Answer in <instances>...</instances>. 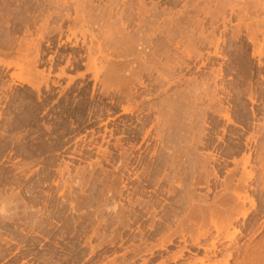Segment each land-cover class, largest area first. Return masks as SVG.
Returning <instances> with one entry per match:
<instances>
[{
    "label": "rangeland",
    "instance_id": "374dc122",
    "mask_svg": "<svg viewBox=\"0 0 264 264\" xmlns=\"http://www.w3.org/2000/svg\"><path fill=\"white\" fill-rule=\"evenodd\" d=\"M101 1L102 0H97L95 3L99 4L100 2L101 6H103L104 3L106 4V2H109V0L106 2H104L105 0ZM144 1L149 6L158 4L159 10H165L166 12H168L169 9H172L173 12H179L182 10L183 2H185V0H183V2H180L179 0L178 6H173L176 0ZM196 3H199L200 6L206 4L203 0L189 1V4L191 5ZM35 4L36 6H34ZM42 4L44 5L45 10L43 13H39L37 12V8L42 6ZM25 5L26 7L27 5L32 6L30 11L26 10ZM48 5V1L46 0H0V18L3 21L0 27V42H3L2 46H0V51L4 50V52H10L9 50H11V52H13L14 49L19 46L17 43L22 42L23 53L31 54L33 49H29V46L24 45L25 41H30L31 39H36L38 37L37 35L39 33L35 29L34 24L39 26L42 21H44L45 15L47 16L49 11L52 12L53 9H49ZM33 9H36L34 10L36 11L35 14ZM72 11L73 10L71 9V14L73 13L74 15V12ZM259 13L261 14L263 12ZM189 14L192 16L190 17L192 19L196 15V10L192 9ZM261 15H264V13ZM3 16L4 18H2ZM236 18L237 17L234 19V23L237 20ZM56 19L58 18H50L51 26L60 22V19L58 21ZM28 20L34 21L33 27L31 28V34L27 32L23 26L24 22ZM16 21L17 24L15 23ZM66 25L68 26L70 23H65L64 34L61 37V40L59 39V33L46 32L44 34V40L42 42L40 41L39 44L40 50H42L40 56L41 62L39 61L40 64L38 63L39 65L37 66V69L48 73L51 71L50 73L52 76H50L51 81H49L51 88L49 90L43 86L41 89L42 91L39 93L37 92V94L36 91L29 85L18 81V79H14L15 82H13L11 74L22 73L25 77L27 76V73L25 72L23 74V72H21V70L16 66L8 68L5 64L7 62L9 63L8 60L15 63L27 64L28 60L23 54L13 55L12 53V55L7 57L0 54V60L1 57H3L1 60L3 65L0 64V94L2 93L0 95V114H3L2 117L4 116L3 118L0 117V187H5L6 189L5 190L3 188L5 190L4 191L0 188V195L3 191L7 192L8 196L10 195V198H7L8 200L4 196L3 200H0V204L2 203V205H0V264H114V262L117 264H141L144 259H150V264L161 263L164 258L169 257L174 254V252L178 251L180 249L179 245L183 246V244L179 242L180 239L178 237H174L175 243L174 245L168 246V251L154 250L153 252L155 256L152 257L150 255V251L148 250L151 249L153 246L152 244H159L160 239L162 240V238H165L164 236H166V232L162 233L161 236H158L155 231L150 230L151 227H161V230H163L165 228V224L169 223L172 225L173 229H176L177 223L180 221L179 217L183 216L184 211L187 212L189 209H206L212 207L211 205L215 202V199L224 194L222 193V182L226 178L233 177L235 174L234 177L236 179H240L241 175L244 177L246 173L248 174L250 172L256 174L254 175L256 177H254L252 180L253 182L251 181L250 183L253 187L250 188L251 190L249 189V195L251 194V197L254 196L253 198L256 200L257 204H259L257 206L260 207L258 208V211L253 210L250 212L247 218H244V214L247 212L250 204L247 203L246 206L237 207V211L234 216L235 227L231 228L229 232H225L223 237L228 235L236 236L237 234L235 233V230L240 229L242 233L238 236V245H244L250 242L249 238L253 236L255 230H258L255 242L263 243L264 186L262 187L261 184L264 179V166H262L264 165L262 164L264 163V134L261 133V126H264V55L260 58H252V51H250L247 55H242L240 52H236L237 50L235 49L241 46V43L230 40V44L228 43V45H226L227 50L225 49V51H233H231L232 54L224 53L226 54V59H216L215 65L208 64V68V66H200L202 65L204 59L202 60V58H197L199 60L193 61L190 71L187 72V70H184L181 71V73L179 69V71H177V74H179L178 76H184L182 81L184 82L185 80L187 82L182 83L181 81V84L177 83L179 86L174 84L171 86V89L169 88L165 92L164 84L161 83L163 85L162 87L161 85L156 87L153 86L154 90H151L152 102H146V105L150 103L151 105L156 106L157 104L156 108H159L162 111L164 109V100L167 101L172 98V101H175L176 98L174 100V95H180L183 97L181 98L180 96H177V100L178 98H181V102L178 100L179 104L182 103L180 105L178 104L181 107V110L179 106L178 108L180 111L178 109L177 110L180 113L181 111L183 113L180 115L177 111V113H179L177 115L180 116V118L177 117L174 120V125H178L177 133L181 132V137H178L177 135L173 137L174 139L170 140V143H167L169 144V147L167 145V147H165L156 139L151 141V145L149 146L150 148L145 150V153L143 154V161L145 162H143V167L139 166V170L138 168L135 170L138 171V173L140 172L139 174L142 178L143 176L146 178L143 184L140 181L135 180L134 176L128 172L129 166L127 165L128 162H130L131 157L137 153L139 155V152L143 151L142 148L146 146V144L142 145L141 142L143 135L141 134L135 138L132 137L127 139L126 134H118L114 130L118 118L129 120L130 123L132 120L133 125L131 126L132 130L134 129L133 131H136V129L138 130L141 125L129 115L125 116L121 113L122 109L118 103V100L121 98L117 94L115 97L116 92L112 91L108 95H105V93L101 91L102 84L100 81L102 80V75L99 77L100 81H95L92 79L93 73H89L88 71V73H86L87 66H85V62L88 61L85 57L86 54L84 55V53H86V51H84L86 50V47H80V45L82 46L81 42L84 41V36L80 30L77 31L76 34L79 39L78 37L77 39L74 38L71 33L68 32ZM221 29L222 28H220V30ZM130 30L133 34V28H130ZM209 30L210 29H208V31ZM220 30H218V32ZM95 32L97 33V30ZM66 35H71L70 41L67 40ZM89 37V35H86L88 45H90ZM10 38L13 40V46L15 43L17 44L14 46L15 48H8V50V46L5 45L4 48L8 51L1 48ZM19 40L21 42H18ZM59 40L60 42H58ZM75 40H78L79 46L73 48L72 44ZM153 40L158 43L159 55L165 54L170 48L171 51H169L171 55H175L173 56L174 60L178 58V55L180 57L182 54L181 50H183V46H181L179 51L172 48L173 46H169L167 44L164 34L153 36ZM205 48H200V51H203L202 54L205 55L206 58V53L209 49ZM136 51L137 45L133 48V54L137 53ZM210 51H212V49H210ZM77 55L84 57L80 58ZM182 56L183 55H181V57ZM30 58H32V55ZM71 59H74V61L72 62ZM134 60L136 59L134 58ZM213 60L215 61V58H213ZM259 61L263 62L262 66L259 64ZM171 62L174 63L173 60ZM66 65L68 66L66 67ZM211 65H214V69ZM197 66L200 67V72V69ZM243 67L246 69L247 67L248 69L251 68L254 71L248 69V71H245L246 69L244 70ZM62 68L66 69L67 76L59 78L57 75L61 72L60 70ZM216 69H218V71L222 69L228 73L225 74L221 81L219 80L220 78L218 81L219 83L223 81L222 85L226 82L224 85L226 87L229 85L228 87L230 88L231 94L234 95L236 93L234 96L232 95L233 97L231 96L232 98L228 96L229 99L228 97L225 99L226 103L229 101L230 103L232 102V105L228 102V105L224 103L222 105L220 104V106L218 104L217 106V103H211L209 98L204 96V92L207 89L205 91L203 89L208 88L209 90H213L215 87L213 86L215 84L212 81L214 78L212 73L214 72L216 74L218 72ZM227 70H231L230 72L232 73L230 74H232V76L229 75ZM241 70L246 73L253 72L254 75L253 73L251 75L248 73V75L246 74L244 77ZM82 72H85L86 76L84 78L79 76ZM68 74L69 76H74L73 83L69 81ZM177 74H175L176 77ZM200 76H204L207 80L202 77L200 78ZM196 77L198 78L195 79ZM193 79L196 83H199L195 85L196 83ZM53 80L57 82V85L54 84L55 82H53ZM191 80H193V82ZM197 80L199 81L197 82ZM200 80H203L204 83L209 82L207 85L208 87L206 86L203 88L204 85H200L202 83ZM125 81L127 82V80ZM126 82L118 85L120 88L124 85L127 90L126 91L123 87L126 92L122 89L119 91L120 94L122 92L121 95L123 96L127 94L128 90H130V92H135V88L139 87L137 85V81L127 82L129 87L125 84ZM131 82H134L133 84L135 85L131 84ZM152 82L153 81H151V83ZM95 83L98 84L96 85ZM67 84L70 87H68ZM66 85L67 87H65ZM184 85L186 89L183 87ZM191 85L193 88L190 89V91L195 87L196 88L195 91H191L190 93L189 87L191 88ZM209 86H211V88H209ZM197 88H199L198 91ZM178 89H181V91L185 89L183 91L184 93L178 91ZM157 90L160 91V94L156 93L158 92ZM187 90L189 91L188 93ZM199 90L201 91L199 92ZM236 91L240 92L237 94ZM152 92L154 93V98L152 97ZM161 92H163V94ZM166 92L168 94L170 93L169 96H166L168 95ZM180 92L182 95L178 94ZM201 92L203 93L201 94ZM193 93L194 95H192ZM249 93L253 95V99L256 98L254 103L251 99H249L251 98L249 96H252ZM158 94L162 96H159ZM171 94L174 95L171 96ZM195 94L199 95V99L203 102H200V100L199 102L198 100L195 101V96L198 98ZM37 95L39 97H37ZM6 96L10 98H7ZM190 96L192 99L195 98L193 99L194 101L190 100ZM235 96L236 98H234ZM40 97L43 98L40 99ZM4 98H7L8 100H5ZM3 99L6 103L2 101ZM113 99L116 102H114ZM14 100L16 102L15 104L13 103ZM20 100L23 101L22 105H20ZM138 100H140V98H138ZM184 101L186 104H184ZM187 101L190 104L187 105ZM193 102L195 105L198 103L200 105L198 104L195 106ZM159 104H161V108L158 106ZM191 104L193 107H191ZM184 105L188 107L184 108ZM202 105H204L205 108ZM209 105L213 108L211 110L212 112L205 110ZM17 106H21V110L17 109ZM200 107L201 109H199ZM242 107L246 113L242 110ZM197 108L199 110H196ZM225 108H229L235 118V120L234 118L232 119V123H230L231 125L226 122L227 120L220 118L216 114V110L222 109L221 111L223 112ZM188 109H194V112L188 111ZM195 110L198 111V113ZM214 110L216 113L213 112ZM199 111L202 114H199ZM240 111L242 112L240 113ZM252 111L258 113V115L256 114L254 116L255 122L252 121ZM29 112L36 115V121H33L32 119L29 121L27 119L29 118L27 117V113ZM188 112H190V115L192 112L193 115H195L194 117H196V114L198 116L200 115V118L198 116L196 118L192 117L193 119H196V121L193 122L191 121L192 119L189 117L190 115ZM195 112L196 114H194ZM23 113H26L27 118ZM138 113V111H135V114ZM185 113L187 116L189 115L188 117L190 119L187 120H190V123L186 120L188 117ZM248 114L249 116H247ZM156 115H158V113H155L154 116L151 117V120L155 123ZM201 116H205L206 119ZM239 116L243 118L241 119ZM247 117L248 119H246ZM21 118L24 119L21 120ZM201 118L203 121L205 120V123ZM208 119H211V121ZM20 120L24 123L20 122ZM259 120L260 122H258ZM244 121L245 124L243 123ZM154 122H147L148 126H146L145 129L147 130V128H150ZM196 122L199 126L198 128L197 124H195ZM184 124H186L185 126L188 129V125H191V127L195 125L192 128H196L191 129L190 127V130H188ZM216 124L217 126H215ZM182 125L184 126V129ZM210 125H214V127ZM246 125L249 126L250 129L247 128ZM49 126L50 129L48 130L47 127ZM134 126L138 127L135 128ZM245 127L247 128V131L245 130ZM197 129L199 130L197 131ZM185 130L187 132L186 134L184 133ZM195 130L198 133L194 132ZM151 131L150 136L153 138L156 136V129L153 128ZM195 133H197V135ZM252 134L256 135L254 136ZM119 137H123L122 149H120L116 143L117 138ZM190 137L193 139L191 140ZM244 137L246 138L244 139ZM249 138L251 140L253 139V142ZM257 138L258 142L255 141ZM247 139H249L252 143L250 141L245 142ZM192 141H196L195 144H193ZM259 143L262 144L263 148ZM247 145L250 146L248 147ZM138 146H143L140 151L138 150L140 148ZM178 149H180V152L182 150L183 151L180 153ZM169 151L171 152V155L168 154ZM190 151H193L194 153ZM172 152H176L175 154L179 155L180 162H178L179 157ZM233 152H236L237 154ZM249 152H252L251 160L249 159ZM172 154H174V156ZM244 155L247 157L244 158ZM259 156L262 160H258ZM167 158L175 163L177 162V166L180 164L178 166L179 171H177L180 173L181 177L177 173L176 169H170L169 167L166 168V166H164L165 159ZM246 162L249 165H247ZM143 168L147 171L144 172L143 170L145 169ZM180 168H182V170ZM183 170L187 173L186 175ZM181 173H184L186 177ZM188 173L194 177V180L191 176L189 178L187 177L189 176ZM215 173H217L218 176H216ZM176 174H178L180 179ZM167 176L171 177L168 178L170 180H173L174 176H177L179 179L180 183H178V179L176 181L178 185L176 183L175 186L174 184H172L173 186L171 185L174 188L176 187L175 190H172V187L170 185L168 186L166 183L165 180ZM219 176L221 180L219 179ZM22 180L24 181L23 185ZM188 180L190 182L193 181L192 184ZM15 181L16 184H14ZM183 183L185 185H183ZM187 183H190V186ZM188 186L192 187L189 188ZM13 187L14 189H12ZM11 189L15 192L11 191ZM168 189L170 192H168ZM16 190L18 192L21 191L18 194L20 198L16 197V199L18 198V201L14 198L16 195L12 198L13 192L15 194L18 193ZM171 191L174 196H172ZM4 192L3 195L6 196ZM8 192L10 194H8ZM169 193L171 195H169ZM179 195L181 197H178ZM0 198L2 199V195ZM21 198L23 201L20 200ZM4 199L7 201L4 202ZM9 199H11V201ZM12 199L14 200V203ZM179 199L181 204H175L174 202ZM189 199L192 200L195 206L192 205ZM10 202L13 204L11 205ZM17 203L19 204L17 205ZM170 203L173 204L171 205ZM200 203L201 206H196ZM167 233L169 234L171 232ZM192 251L194 253L197 252L192 248V256L189 255L190 252H186V256H194L195 258L203 256L202 253L194 255ZM138 253H140V255H136ZM239 258L240 256H235L227 264H237Z\"/></svg>",
    "mask_w": 264,
    "mask_h": 264
},
{
    "label": "bare ground",
    "instance_id": "6f19581e",
    "mask_svg": "<svg viewBox=\"0 0 264 264\" xmlns=\"http://www.w3.org/2000/svg\"><path fill=\"white\" fill-rule=\"evenodd\" d=\"M46 1H48V4H49L48 8L53 9V10H52V12L49 11L47 16L45 15L44 21H42V23L39 26H36L34 24V21L28 20V21H25L23 24L26 31L29 32L30 34L32 33L31 28L33 27V24H34L35 29L39 33L37 35L38 37L36 39H31L30 41L26 40L25 44H24L26 46H29V49H33V52L31 54L23 53V43L20 40L18 42H21V43H17V44H19V46H17L15 48L14 46L17 44L15 43V45L13 46L14 43H13V40H11V38L8 40V42L6 41L3 44V47H1V48H4V45H5V46H8L7 49L8 48L12 49L13 47L15 48V49L13 48L15 52L14 51L11 52V50L8 49L11 53L6 52V51L4 52V50L2 49L3 51H0V54L5 55L4 57L12 55V53H13V55L14 54L15 55L23 54L26 57V59L28 60L27 64L15 63V62L10 61V60H8L9 63L7 62L5 64L8 68L11 66H16L17 68H19L21 70V72H23V74L25 72L27 73V76H25V77L22 75V73L11 74V78L13 79V82H15L14 79H18V81L29 85L33 90L36 91V93L37 92L39 93L40 91H42L41 89L43 86H45V88L47 90H49L51 88V85L49 84V81H51L50 76H52V74L50 73L51 71L48 73V72L41 71V70L37 69L38 68L37 66L40 64L39 61H40L41 50H42V49L40 50V47H39L40 41L42 42L44 40V38H45L44 34L46 32L59 33V35H60L59 39L61 40L62 39L61 37L64 34L65 23H67V22L70 23V25H68V26L66 25L68 32H70L74 38L77 39V37H78L76 35L77 31L81 30V33L84 36V41L81 42L82 46L80 45V47L81 48L86 47L85 48L86 50H84V51H86V53H84V55L86 54L85 57L88 60L87 62H85V64H86L85 66H87L86 73H88V72L93 73L92 79H94L95 81H98L100 79L99 77L102 75V77H101L102 80L101 81L99 80L102 84V90L101 91H103L105 93V95H108L112 91L116 92L115 97L117 94L121 98L118 100V103L122 109L121 113L124 114L125 116L129 115L132 119L136 120V122L141 125L138 130L136 129V131H133L134 129L132 130V126H131V125H133L132 120L130 123L129 120L118 118V121L116 122L115 129H114L115 132L118 134H123V135L126 134L127 137L126 136L125 137L127 139H130L132 137L135 138L141 134L143 135V137H142L143 141L141 140V142H142V145L146 144V146L144 148H142L143 146H141V147L138 146V147H140L138 150L140 151L142 148L143 151H140L139 155H138V153L136 155H133L131 157L130 162H128V164H127L129 166L128 172L134 176L135 180H138L141 183H143L144 180H146V178H144V176L142 178L139 174L140 172L138 173V171H135V170H137V168L139 166L144 165L143 164V162H144L143 161V157H144L143 154L145 153V150L150 148L149 146L151 145V141L152 140L154 141V139H156L159 143H161L165 147H167L169 145L167 143L170 140L174 139L173 137H175L176 135L178 137H181V134H180L181 132H178L180 134V136L177 133L178 125L177 124H176V126L174 125V123H175L174 120L177 117L180 118V116H178L177 114L180 113L179 111L181 110V107L179 105L182 103L179 104L178 100L181 102L180 99L183 97L179 95L181 98L180 99L178 98V100H177L178 95L176 96L173 94L174 100H175V98H176V100L172 101V98H170L171 100L169 98H168L169 100H167V101L164 100L165 101L164 109L162 111L161 109L156 108L157 104H156V106L155 105L153 106L150 103L148 105H146V102L148 103L149 101H151V90H154L153 86L156 87V86L161 85V87H162L163 86L162 84H164V86H165L164 92H165L169 88L171 89L172 85H174V84L176 85L177 83L181 84L180 82L182 81L184 76L183 75H182L183 77L178 76L179 74H177V71L180 70V73H181V71H184V70H187V72L190 71L191 70V64L193 63V61L199 60L200 58H202V60L204 59L202 62V65L199 64L202 67H206V66H208V64H214L215 65L216 59L225 58L226 54H224V53H231L232 54L231 51H233V50L225 51L226 45H228L230 40H232V41L234 40V42H240L241 43V46H239L235 49L237 50L236 52H240V54H242V55H247L250 51H252L251 52L252 58H256V57L260 58L264 55V17H263L264 15H261L264 13V0H248V1L247 0H203L206 4H204L202 6H200L199 3L193 4V5L189 4V1H191V0H185V2H183V0H180V2H183V5H182V10H180L179 12H175V11L173 12L172 9H169L168 12H166L165 10H159L158 4H155L153 6L152 5L149 6L144 0H109L108 3L106 2L107 0H105L104 2H106V4L104 3L103 6H101L100 2H99L100 5L95 3L97 0L96 1L95 0H69V1L68 0H46ZM178 1L179 0H176L174 2L173 6H178V4H179ZM192 1H196V0H192ZM38 4H39V2H38ZM19 6H20V4H19ZM34 6H36V4ZM31 7L32 6H28V5L26 7V5H25V8L27 11H30ZM18 8H20V7H18ZM71 9L73 10L72 12H74V15H73V13L71 14ZM164 9H166V8H164ZM192 9L196 10V15L191 19L190 17H192V16H190L189 13L191 12ZM34 10H36V9H33V11ZM44 10L45 9H44L43 4H42V6H39L37 8V12H39V13H43ZM35 12L36 11H34V14H35ZM259 12H263V13L260 14ZM51 17L58 18V19H56L57 21L60 19V22L56 23V25L51 26L50 25V18ZM235 17H237L236 18L237 20L234 23ZM2 18H4V16ZM15 20H17V19H15ZM56 20H55V22H56ZM2 22L3 21L0 18V27L2 25ZM15 23L17 24V21ZM95 28L97 30V33L95 32L96 31ZM130 28H133V30H134L133 34H132ZM220 28H222V29L220 30ZM208 29H210V30L208 31ZM218 30H220V31L218 32ZM159 34H164L166 37L167 44L169 46H173L172 48L177 49V51H179L181 46H183V50H181V53H182L181 55H183V56L181 57V55H180V57H181L180 58L179 55L177 54L178 58L177 59L175 58L176 60H174L173 56H175V55H171V53H170L171 48L168 49V51L165 54L159 55L158 43H157V41L155 42L153 40V36L159 35ZM86 35L90 36L89 37L90 39L88 38L90 41V45L87 44ZM70 36H67L68 41L71 40ZM78 39H79V37H78ZM60 40L58 42H60ZM75 41H74V43L72 42L73 48L79 46L78 40H75ZM2 43L0 42V46H2ZM64 43H66V42H64ZM48 44H50V43H48ZM66 44H68V43H66ZM135 45H137V51H136L137 53L133 54V48ZM231 46H232V44H231ZM202 47H204V48L206 47L207 49H209V51H207V53L205 50V53L207 54L206 58H205V55L202 54L203 51L202 52L200 51V48H202ZM4 49H6V48H4ZM210 49H212V51H210ZM31 55H32V58H30ZM42 55H43V53H42ZM77 56H79L80 58L84 57L81 55H77ZM70 57H71V55H70ZM134 58L136 60H134ZM197 58H199V59H197ZM213 58H215V61L213 60ZM2 59H3V57H1V60ZM163 59H165V60H163ZM1 60H0V64L3 63ZM71 60H72V62L74 61V59H71ZM172 60L174 61V63L171 62ZM229 60H231V59H229ZM262 63L263 62L259 61V64L261 66H262ZM68 64H70V63H68ZM72 64H74V63H72ZM5 65H4V67H5ZM214 65L213 66L211 65L213 67V69H214ZM67 66L68 65H66V67ZM75 66H76V63H75ZM197 67H199V66H197ZM208 68H209V66H208ZM199 69H200V67H199ZM222 69H220L219 71H218V69H216L218 71V72L216 71L217 72L216 74L214 72L212 73L214 78L212 79V77H211V79H212L213 83L215 84V85H213V86H215L213 90L212 89L209 90L208 88H205L209 82H206L207 79L204 77L205 75L200 76V78L202 77V78L206 79L205 80L206 83H204L203 80H200L203 83V84L201 83L200 85H204L203 88H205V89H203V88L202 89L204 91L207 89L204 92V96L209 98L211 103H213V104L217 103V106H218V104L220 106V104L222 105V104L226 103L225 99L228 96L231 97L233 95V94H231L230 88L228 87L229 85L227 87L224 85L226 82L222 85L223 81L221 83H219V81H218L219 78H220L219 80L221 81L223 79V77L225 76V74H228L225 70H222ZM245 69L246 68H244V70ZM247 69H248V67H247ZM247 69L245 71L252 70L251 68L248 70ZM202 70H204V69H202ZM60 71L61 72L58 73L57 77L63 78L64 76H67L65 68H62ZM200 71H201V69L199 70V72ZM227 71L229 72V75L232 76V74H230V73H232V72H230L231 70H227ZM232 71H234V70H232ZM245 71L241 70L244 77L246 74L248 75V73H249V72L246 73ZM252 71H254V70H252ZM199 72H198V74H199ZM252 73H249V74L251 75ZM175 74H177V77L175 76ZM209 75H210V73H209ZM253 75H254V73H253ZM79 76L84 78L86 76L85 72H82L81 74H79ZM68 77H69L68 78L69 81L71 83H73L74 82L73 81L74 76L73 75L69 76V74H68ZM250 77H252V76H250ZM197 78L198 77H196L195 79H197ZM207 78H208V76H207ZM75 79H76V77H75ZM189 79H191V78H189ZM224 79H226V78H224ZM125 80H127L128 83H129V81H134V82L137 81V83H138L137 85L139 87L135 88V90H136L135 92H132V91L130 92V90H128L127 94L123 96V95H121L122 92L120 94L119 91L122 89L124 92H126L127 90H126L124 85H123V87L125 88L126 91L124 90L123 87L120 88L118 85L122 84L123 82H126ZM186 80H187V78H186ZM193 80H191V81L193 82ZM209 80H210V78H209ZM151 81H153V82L151 83ZM198 81L199 80H197V82ZM53 82H55V81L53 80ZM127 82L125 83L126 85H128ZM134 82H131V84H133ZM184 82H187V81L184 80ZM184 82L182 81V83H184ZM188 82H190V81H188ZM192 82H190V83H192ZM195 83H196V81H195ZM198 83H196L195 85H197ZM54 84L57 85V82H55ZM54 84H53V86H54ZM67 85L65 87H67ZM133 85H135V84H133ZM185 85L183 86L184 88H185ZM1 87H3V86H1ZM5 87H6V85H5ZM68 87H70V86L68 85ZM128 87H129V85H128ZM192 88H193V86L191 85V88L189 87V91ZM195 88L191 91H195ZM209 88H211V86H209ZM185 89H183V91ZM187 89H188V87H187ZM198 89L199 88H197V91H198ZM235 89H237V88H235ZM65 90H67V89H65ZM132 90H133V88H132ZM161 90H163V89H161ZM178 91H181V89H178ZM183 91H181V92H183ZM189 91L187 90V93ZM191 91H190V93H191ZM200 91L201 90H199V92ZM181 92L178 94L182 95ZM236 92L238 94L240 91H236ZM156 93L160 94V91H158ZM161 93L163 94V92H161ZM202 93L203 92H201V94ZM234 93H235V91H234ZM251 93H249V94L252 95ZM169 94L166 96H169ZM4 95H5V93H4ZM153 95H154V93L152 94V97H153ZM173 95L171 94V96H173ZM184 95H186V94H184ZM192 95H194V93ZM195 95H197V94H195ZM159 96H162V95H159ZM197 96H198V98L195 96L196 99L195 98H193V99H195V101L198 100V102H199L200 96L199 95H197ZM37 97H39V96L37 95ZM249 97H251L249 99H251V101L254 103L255 102L254 100L256 98L253 99V95L249 96ZM7 98H10V97H7ZM42 98L40 97V99H42ZM138 98H140V100H138ZM155 98H157V97H155ZM190 98H191L190 100H193L191 96H190ZM231 98H230V100H231ZM234 98H236V96ZM4 99L2 101H4ZM228 99H229V97H228ZM10 101H12V100H10ZM201 101L202 100H200V102ZM0 102H1V97H0ZM114 102H116V101L114 100ZM13 103L14 104L16 103L15 100L13 101ZM22 104H23V101L20 100V105H22ZM184 104H186L185 101H184ZM188 104H190V103H188V101H187V105ZM193 104H194V102H193ZM230 104L232 105V102ZM197 105H195V106H197ZM204 105H202V106L204 107ZM158 106H160V108H161V104H159ZM178 106L180 107V110H179ZM20 107L21 106H17V109H20ZM162 107H163V105H162ZM185 107L186 106L184 105V108ZM191 107H193L192 104H191ZM229 108H225V110L223 112L221 111L222 109L221 110L218 109L221 112H219L218 110H216L217 113L215 110L213 112H215L220 118L227 120L226 122L228 124H230V123H232V119L234 117H233L232 113L230 112ZM199 109H201V107ZM199 109L197 108L196 110H199ZM203 109H202V111H203ZM212 109H213L212 106L209 105L206 107L205 110L211 111ZM243 109L244 108L242 107V110ZM185 110H187V109H185ZM193 110L194 109H192V110L188 109V111H193ZM135 111H138L139 113L135 114ZM177 111L179 113H177ZM183 111H184V109H183ZM200 111H199V114L201 113ZM196 112L198 113V111H196ZM196 112L194 114H196ZM241 112L242 111H240V113ZM2 113H3V111H2ZM155 113H158V115L155 116L156 117V123L151 120V117L154 116ZM181 113H183V112L181 111ZM181 113H180V115H181ZM186 113H185V115H186ZM188 113L190 115V112H188ZM252 113H253L252 121H254V116L256 114L258 115V113H255L253 111H252ZM23 114H25V117H26V113H23ZM216 114H215V116H216ZM2 115L3 114H0V117H2ZM4 115H5V112H4ZM194 116L195 115H193V113L191 112V115L189 117L192 119L191 121H193V122L196 121V119H193V118H196L198 115L196 114V117H194ZM247 116H249V114ZM250 116H252V115H250ZM27 117H29V118H27ZM27 117L26 118L29 121H31V119L33 121L34 120L36 121V119H37L36 115H33L31 112L27 113ZM184 117H182V118H184ZM189 117L186 118V120L190 119ZM201 117L204 118L205 116H201ZM212 117H213V115H212ZM131 118H129V119H131ZM23 119L21 118V120H23ZM204 119H206V117ZM246 119H248V117ZM249 119H251V118H249ZM21 120H20V122H23ZM208 120L211 121V119H208ZM212 120H213V118H212ZM234 120H235V118H234ZM177 121H178V119H177ZM187 121H189V123L191 122L190 120H187ZM199 121H201V120H199ZM202 121H203V119H202ZM236 121H237V119H236ZM147 122H149V123L154 122V123H152L153 125H151V127L147 128V130H146L145 127L148 126ZM203 122L205 123V120ZM249 122H250V120H249ZM258 122H260V120ZM238 123H239V121H238ZM243 123L245 124V121ZM195 124H197V122ZM19 125H20V123H19ZM185 125L186 124H184V126ZM203 125H202V127H203ZM182 126H180V127H182ZM184 126H183V129H184ZM193 126H195V125H193ZM210 126L214 127V125H210ZM215 126H217V124ZM250 126H252V125H250ZM253 126H254V124H253ZM260 126H261V124H260ZM137 127H135V128H137ZM188 127H189V129L187 127L186 128L188 130H190L191 125L190 126L188 125ZM192 127H191V129L196 128V127H194V128H192ZM198 127L199 126L197 124V128ZM242 127H244V126H242ZM246 127L249 128V126H247V125H246ZM47 128L49 130L50 126ZM153 128L156 129V136L154 135L155 137L152 138L150 136V133L152 132L151 130ZM247 128L245 129L246 131H247ZM261 129H262L261 133L264 134V126L263 125L261 126ZM198 130L199 129H197V131ZM197 131L195 130L194 132H197ZM191 132H192V130H191ZM184 133L185 134L187 133L186 130ZM197 133H195V134L197 135ZM199 133H201V132H199ZM189 134H191V133H189ZM201 134H203V133H201ZM252 135H254V134H252ZM191 136H194V135H191ZM254 136H253V139H254ZM122 138L119 137V138H117V141H116L117 146L120 149H122V146H123L122 145ZM245 138L246 137H244V139ZM190 139L192 140L193 138L190 137ZM249 139H247V141L245 140V142H248L251 140V139L250 140ZM253 139L251 140L252 142H253ZM257 140H258V138L255 141H257ZM195 142H193V144H195ZM243 143H244V141H243ZM259 144L263 148L262 144L261 143H259ZM257 147H260V146H257ZM248 149H250V148H248ZM253 149H254V147H253ZM178 150L180 152V149H178ZM250 151H252V150H250ZM179 152H177V153H179ZM190 152H193V151H190ZM170 153L171 152L169 151L168 154H170ZM172 153L175 154L176 152H172ZM233 153H236V152H233ZM251 153L249 155L250 160H251ZM174 154H172V155L174 156ZM167 155H166V157H167ZM175 155H177L179 157L178 154H175ZM173 156H172V158H173ZM260 156L258 157L259 158L258 160H262ZM169 157H171V156H169ZM246 157L247 156H245L244 158H246ZM188 158H189V156H188ZM178 162H180V157H179ZM247 162H249V161H247ZM176 163L174 161H171L170 159L168 160V158H167V159H165V165L164 166H166V168L169 167L170 169H176V171L177 170L179 171L178 166L180 164L177 166ZM234 164H236V163H234ZM262 164H264V163H262ZM247 165H249V164L247 163ZM260 166H261V164H260ZM262 166H264V165H262ZM180 167H182V166H180ZM252 168H253V166H252ZM143 169H145V168H143ZM180 169L182 170V168H180ZM263 169H264V167H263ZM138 170H139V168H138ZM143 171L145 172L147 170L145 169ZM171 171H173V170H171ZM178 171H177V173H178ZM183 172L185 173V170H183ZM184 173H181V174L184 175ZM178 174L180 175V173H178ZM178 174H176V175L178 176ZM186 174L187 173H185V175ZM215 174H216V176H218L217 173H215ZM234 175H233V177H228L226 179L224 178L225 180L222 182L223 183L222 193H224V194L221 197L216 196L217 198L216 197H215L216 199L214 198L215 202L211 205L212 207H209L206 209H204V208L203 209H189V210H187V212L184 211L183 216L179 217L180 221L177 223L176 229H173L172 225L169 223L165 224V228L163 230H161V227H159V228H156L154 226L151 227L150 230L155 231L158 236H161V234L165 233V232L166 233L171 232V233H169L170 235L168 233L167 234L165 233L166 236L163 235L165 238H162V240L160 239L159 244H157V245L152 244L153 246L151 247V249L148 250V251H150V255L152 257L155 256V254L153 252L154 250L168 251V246L174 245V243H175L174 237H178L180 239L179 242L183 244V246L179 245L180 249L178 251L174 252V254L170 255L169 257L164 258L162 260V262L158 263V264H171V263H173V264H227L235 256H240L237 264H264V242L263 243L262 242H255V237H256L258 230H255L253 233V236H251V238H249L250 242L248 244L246 243L244 245H238L239 244L238 243L239 242L238 236H239V234L241 235V233H242V231L240 229L235 230V233L237 234L236 236L228 235L226 237H223L225 232H229V230L231 228L235 227L234 216H235V213L237 211L236 210L237 207L246 206L247 203L250 204V207L248 208L247 212L244 214V218H247L249 213L252 212L253 210L258 211V208L260 207V206L259 207L257 206L259 204H257L256 200L253 198L254 196L251 197V194L249 195V189L253 187L252 184H250V183L254 179V177H256V176H254L256 174H254L253 172H250L248 174L246 173L247 176L244 175V177H243L241 175V178L239 177L240 179L237 178L238 180L234 177ZM177 176H174V178L172 177L173 180L168 179L171 177L167 176L165 181L168 184V186L169 185L171 186L172 184H174V186H175V183L178 179ZM190 176L192 177V175H190V174L187 177L189 178ZM180 177H181V175H180ZM180 177H179V179H180ZM192 178L194 180V177H192ZM192 178H191V180H192ZM179 179H178V183H180ZM184 179H186V178H184ZM219 179L221 180L220 176H219ZM208 181H207V183H208ZM17 182H18V180H17ZM184 182H186V181H184ZM192 182L193 181H191L190 183L192 184ZM5 183H4V185H5ZM23 183H24V181L22 182V185H23ZM178 183H176V184L178 185ZM190 183L189 184L187 183V184L190 186ZM14 184H16V181ZM181 184H182V181H181ZM183 185H185V184L183 183ZM14 186H16V185H14ZM261 186L262 187L264 186V179L262 180ZM191 187H189V188H191ZM3 188L5 189V187H3ZM3 188H1V189H3ZM68 188H69V186H68ZM12 189H14V187ZM12 189H11V191H14ZM20 189H21V186H20ZM175 189H176V187L175 188L172 187V190H175ZM181 189H182V187H181ZM3 192H1L2 199L0 198V200H3V196L6 199L8 197L10 198V195L8 196L7 192H4L7 197L5 195H3ZM14 192L12 193V198L15 195H16L14 197L15 199H16V197L20 198L18 194L21 191L18 192L16 190V192H18L17 194H15ZM168 192H170L169 189H168ZM8 194H10V193L8 192ZM169 195H171V194L169 193ZM172 196H174L173 192H172ZM178 197H181V196L179 195ZM22 198L20 200H22ZM6 199H4L5 200L4 202H6L8 200V199L7 200ZM9 200L11 201V199H9ZM181 200H182V198H181ZM12 201L14 203L13 199H12ZM179 201H180V199L176 200L174 203L178 204L181 202V201L180 202ZM212 201H208V202H212ZM4 202H3V204H4ZM190 202L192 203L193 206H195V204H193L192 200H190ZM13 203H11V205ZM18 204L19 203H17V205ZM0 205H2V203ZM8 205H10V204H8ZM190 205H187V206H190ZM196 206H201V203L199 205H196ZM41 214H42V212H41ZM177 220H176V222H177ZM174 228H175V226H174ZM225 241H227V242H225ZM192 248H193V250L195 249L197 251L196 253H194L192 251L194 255L202 253L203 256L200 258H195L194 256H193L194 258L188 257L189 255H191ZM186 252H190V254L188 256H186L187 255ZM136 255H140V253H138ZM220 257H222V258H220ZM150 262H151L150 259L149 260L144 259L141 264H150ZM114 264H117V263L114 262ZM124 264H126V263H124Z\"/></svg>",
    "mask_w": 264,
    "mask_h": 264
}]
</instances>
